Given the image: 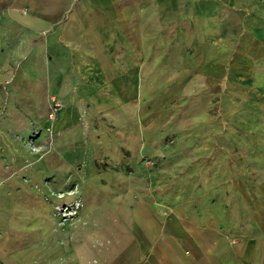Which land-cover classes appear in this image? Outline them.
Instances as JSON below:
<instances>
[{"label":"rangeland","instance_id":"rangeland-1","mask_svg":"<svg viewBox=\"0 0 264 264\" xmlns=\"http://www.w3.org/2000/svg\"><path fill=\"white\" fill-rule=\"evenodd\" d=\"M134 1L96 14L93 77L37 69L44 99L0 84V246L43 222L96 254L140 241L136 264H246L264 241V0Z\"/></svg>","mask_w":264,"mask_h":264},{"label":"crops","instance_id":"crops-1","mask_svg":"<svg viewBox=\"0 0 264 264\" xmlns=\"http://www.w3.org/2000/svg\"><path fill=\"white\" fill-rule=\"evenodd\" d=\"M129 1L132 6L136 5L134 0ZM124 2L125 0H0V84L9 85L11 93L17 98L44 99L42 85L50 80L45 77L44 72L39 74L37 69L49 68L50 65L56 69L88 66V77H93L94 70L100 72L103 67L99 39L101 29L96 22V14L101 12V5L105 3L112 5L117 13V5ZM54 74L61 73L55 71ZM18 221L22 233L23 220ZM40 224L44 237L28 240L17 232L16 238L9 239L8 246H0V254L5 257L4 264H136L135 261L140 259V241L137 254L134 255L125 253L126 246L116 254H109L107 249H103L97 255L93 250L96 237L86 239L87 235H79L66 243L61 237H47L44 233L45 224ZM40 224L34 223L33 227L39 228ZM39 239L41 242L37 241ZM146 239L149 240L148 237ZM88 241L92 242V246ZM255 244H261L262 247L254 246L250 249L249 256L245 259L246 264H264V241ZM99 249L96 246V250ZM252 249L258 251L251 252ZM145 260L144 264H166L158 257Z\"/></svg>","mask_w":264,"mask_h":264},{"label":"built area","instance_id":"built-area-1","mask_svg":"<svg viewBox=\"0 0 264 264\" xmlns=\"http://www.w3.org/2000/svg\"><path fill=\"white\" fill-rule=\"evenodd\" d=\"M75 212V210H73Z\"/></svg>","mask_w":264,"mask_h":264}]
</instances>
